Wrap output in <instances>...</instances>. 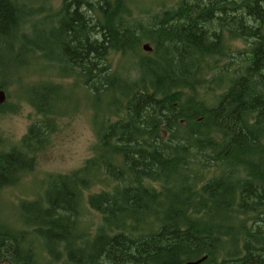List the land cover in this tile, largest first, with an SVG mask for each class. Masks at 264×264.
<instances>
[{"label":"trees","instance_id":"trees-1","mask_svg":"<svg viewBox=\"0 0 264 264\" xmlns=\"http://www.w3.org/2000/svg\"><path fill=\"white\" fill-rule=\"evenodd\" d=\"M37 59L84 86L96 153L22 201L21 228L0 224V263L264 264V0H0V88ZM36 82L42 120L0 149V190L35 169L71 101Z\"/></svg>","mask_w":264,"mask_h":264},{"label":"rangeland","instance_id":"rangeland-1","mask_svg":"<svg viewBox=\"0 0 264 264\" xmlns=\"http://www.w3.org/2000/svg\"><path fill=\"white\" fill-rule=\"evenodd\" d=\"M163 1L173 3L175 0H138V3L145 8H155ZM231 47L236 50L242 45L239 42H233ZM37 61V65L34 66L43 70L35 71L29 76L21 75V81L16 82L13 79L11 85L6 84L5 103L10 105L13 111L7 109V112L0 116L2 140L0 149L8 151L11 146H17L27 134L28 129L42 120V117L25 99L31 86L37 83L36 81L50 80L51 83L61 85L62 89L65 87L64 96L70 95L71 101L66 99L58 107L55 133L51 135L49 145L38 154L35 169L23 176L15 186H6L0 190V224L17 228L22 226L19 216V206L22 201L35 199L41 194L48 179L52 176L72 174L83 167L86 161L93 158L96 153L97 136L94 110L91 106L93 101L87 97L84 86L77 85L70 78L62 80L50 75L51 71L57 70L48 69L47 64L41 59ZM119 64V56H111L112 68L117 70ZM7 81L9 79L4 80V82ZM93 107L104 109L101 104H95ZM99 190L94 188L90 192ZM86 214L88 217L85 225H90L91 230H94L95 226L91 223L98 224L100 218L93 211H87Z\"/></svg>","mask_w":264,"mask_h":264},{"label":"water","instance_id":"water-1","mask_svg":"<svg viewBox=\"0 0 264 264\" xmlns=\"http://www.w3.org/2000/svg\"><path fill=\"white\" fill-rule=\"evenodd\" d=\"M143 50L146 53H151V52H153V47L150 46L149 43H146V44L143 45ZM6 99H7V95H6L5 91L3 89H0V105L5 104ZM206 260H207V257L205 256V257H203V258H201L199 260L189 261V262H186L185 264H202Z\"/></svg>","mask_w":264,"mask_h":264}]
</instances>
